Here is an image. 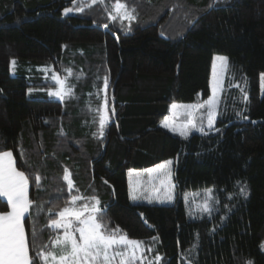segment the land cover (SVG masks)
<instances>
[{
	"label": "trees",
	"instance_id": "16d2710c",
	"mask_svg": "<svg viewBox=\"0 0 264 264\" xmlns=\"http://www.w3.org/2000/svg\"><path fill=\"white\" fill-rule=\"evenodd\" d=\"M115 2L0 0V151L29 177L33 264L63 232L50 218L77 189L99 199L109 229L155 246L158 264H264V0H120L130 24L109 18ZM216 53L230 60L219 131L162 127L172 103L210 95ZM56 75L71 88L63 99L47 91ZM168 159L177 201L133 203L128 171ZM209 189L210 215L188 208L186 195Z\"/></svg>",
	"mask_w": 264,
	"mask_h": 264
},
{
	"label": "snow or ice",
	"instance_id": "6c2138e0",
	"mask_svg": "<svg viewBox=\"0 0 264 264\" xmlns=\"http://www.w3.org/2000/svg\"><path fill=\"white\" fill-rule=\"evenodd\" d=\"M96 3V0H92ZM90 6V5H89ZM115 14L109 13V18L115 21L117 16L121 20L135 19L134 9H128L126 4L116 0L113 5ZM73 9H65V14ZM77 11H83L84 7L76 8ZM107 27V25H104ZM221 61L220 71L217 72V66L213 65L212 73V95L204 105H177L172 104L173 110L182 109L179 115L184 120L177 126L174 122L170 125L169 121L164 122L165 127L178 131L179 134L187 138L192 130L204 133L208 130L219 131L214 128V122L218 115L221 104L220 93L223 91V75L227 66V57H216ZM15 65V61L12 62ZM71 75V70H68ZM53 79L61 85L60 91H51L49 94L63 98L64 95L71 93V88L64 91L65 81L60 79L59 75ZM108 83L105 78L104 88L107 89ZM246 99V97H245ZM107 101L105 100V112L100 117V127L103 128L108 119ZM204 107L205 114L197 116L198 110ZM177 113L174 112V115ZM207 124L205 125L204 120ZM172 161H166L156 168L146 170L148 173H156L146 185H139L141 191L151 190L158 193L159 189L153 183L159 180L161 186H167L166 199L173 200L172 189L175 185L171 183L170 165ZM131 174V173H130ZM41 177L35 176V183L39 185ZM63 180L67 182L68 191L71 193L75 188L71 179V174L65 170ZM29 177L24 171L16 167L15 157L11 151H0V197L5 198L10 207V211L0 213V264H33V257L29 251V238L24 227L26 214H30L33 202L29 199ZM71 195L69 206L55 213L56 218H50L49 227L53 230L62 229V235H58L52 245H44L38 252L40 264H136L143 259L145 246L143 241L129 239L126 234H121L118 229H109L104 222L106 214L97 197H85L78 193ZM135 192V189H134ZM212 190L209 189V197ZM242 195L247 196L246 186L241 187ZM147 198V197H146ZM156 199H161L156 195ZM132 199H137L135 194ZM77 201H85L81 206H77ZM199 207V206H198ZM40 211V206H36ZM202 211L211 214L212 208L207 201L202 206ZM50 217L53 215L49 213ZM36 230L32 231V241L35 242ZM155 239V238H154ZM195 247V245L193 246ZM58 249V251H57ZM151 249H148L150 251ZM156 261L161 257L157 256ZM251 264V262H249Z\"/></svg>",
	"mask_w": 264,
	"mask_h": 264
},
{
	"label": "rangeland",
	"instance_id": "374dc122",
	"mask_svg": "<svg viewBox=\"0 0 264 264\" xmlns=\"http://www.w3.org/2000/svg\"><path fill=\"white\" fill-rule=\"evenodd\" d=\"M216 57H227V66H226V68L224 70V75H223V91L220 93L221 104H220V107H219V110H218V115H217V117L215 119V122H214V126H216L217 121H218V119L220 117V109H221V105H222V101H223V95H224V89H225V82H226L227 73H228V69H229V65H230L229 57L226 54L216 53L212 57L211 73H210V95L208 97H206V98H200L199 100H196V101H193V102H174L177 105H189V104L204 105L205 104V102L212 95V73H213V65L215 64L217 66V72L218 73L220 71L221 61L217 60ZM61 87L62 86L60 85V87H58V88H53V89L47 90L48 91V94L51 91H60L61 90ZM64 91H66V90L64 89ZM261 93L262 94L264 93V76L263 75L261 76ZM49 96L51 98L63 99L65 95L63 96V98H60V97H57V96H53V95H50V94H49ZM174 103H172V104H174ZM171 105H170L169 113L161 120V126L164 127V128H167L172 133H175V134H178L179 136H181L178 131H173L172 128H171V126L170 127H165L164 126V122L166 120L169 121L170 125L174 122L177 126L179 125V123H181L184 120V117L182 115H179L178 114L179 112L182 111V109L173 110L171 108ZM174 112L177 113V114L174 115ZM203 114H205V108L204 107H201L198 110V112H197V116H200V115H203ZM204 123H205V125L207 124L206 119L204 120ZM196 132H199V131L192 130L190 132L189 136L192 135L193 133H196ZM169 160L172 161V164L169 166L170 167V170H171V183L173 185H175V183H174L173 159H168L166 161H169ZM166 161H164V162H166ZM164 162H162L160 164H163ZM160 164H158V165H160ZM158 165H155V166H152V167H147V168H142V169L131 168L128 171L129 194H130V199H131V201L133 203L166 204V205H171V204H174L177 201L175 187H174V189H172L173 200L169 201V200L166 199L167 186L166 185L165 186H161L159 180H154L153 181V183L159 189V192L158 193H154L151 190H145V191H141L140 190L139 185H146L147 182L153 176H156L157 175L156 173H151L150 174L146 170L152 169V168H156ZM134 189H135V192H134ZM133 194H135L137 196V199H135V200L132 199V195ZM156 195H159L161 197V199H156L155 198ZM191 197H192L193 201H192ZM211 197H212V195H211ZM211 197H209V193L207 195V193H205L203 191H191L188 195L185 196V201H186L187 206H188L189 209H191L190 208V205H191L192 208L194 209V211L197 212V211H199L202 208V206L204 204L201 201L202 198H206V201L208 203H210ZM4 200H5V198H4ZM189 200H191V204L188 203ZM77 204H78V201H77ZM77 206H80V205H77ZM193 215L195 216V213ZM24 227H25V222H24ZM62 233L60 235H62ZM128 238L129 239H133V240L143 241L141 239H135V238H130V237H128ZM144 246H145V253H144L143 259L141 261H137L136 264H156V263L158 264L159 261H156V259H155L158 256V251L155 248V246H152V244L145 243V242H144ZM148 249H151V250L148 251ZM57 251H58V249H57ZM148 253H151V254L148 255ZM159 257H161V255H159Z\"/></svg>",
	"mask_w": 264,
	"mask_h": 264
},
{
	"label": "crops",
	"instance_id": "0c3cea01",
	"mask_svg": "<svg viewBox=\"0 0 264 264\" xmlns=\"http://www.w3.org/2000/svg\"><path fill=\"white\" fill-rule=\"evenodd\" d=\"M19 170V169H18ZM0 200H3V201H5L4 200V198H2V197H0ZM6 202V201H5ZM8 205V204H7ZM11 209H10V207H9V205H8V210L6 211V212H8V211H10ZM0 213H5V212H3L1 209H0Z\"/></svg>",
	"mask_w": 264,
	"mask_h": 264
}]
</instances>
